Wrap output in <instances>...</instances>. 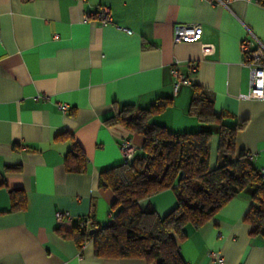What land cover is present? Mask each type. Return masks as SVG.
Wrapping results in <instances>:
<instances>
[{"label": "crops", "instance_id": "1", "mask_svg": "<svg viewBox=\"0 0 264 264\" xmlns=\"http://www.w3.org/2000/svg\"><path fill=\"white\" fill-rule=\"evenodd\" d=\"M96 5L109 8L111 24L83 21ZM177 24H199L201 38L175 41ZM247 28L264 43V6L255 0H233L228 8L207 0H0V264H147L98 258L91 242L78 246L63 235L90 211L97 228L110 220L114 196L99 185V173L123 162L122 139L139 150L143 141L104 122L124 104L146 108L169 99L147 123L169 132L211 131L213 168L221 163L219 127L187 115L192 86L199 85L217 115L231 116L223 122L244 123L235 146L255 154L251 164L264 175V101L247 98L249 72L239 52ZM173 69L190 84L174 90ZM74 143L86 157L83 172L65 168ZM10 189L19 190L20 207H11ZM253 191L245 187L203 224L185 225L179 252L186 264H264V236L250 235L244 221ZM176 202L167 189L140 206L163 216ZM57 211L72 217L63 230Z\"/></svg>", "mask_w": 264, "mask_h": 264}, {"label": "trees", "instance_id": "2", "mask_svg": "<svg viewBox=\"0 0 264 264\" xmlns=\"http://www.w3.org/2000/svg\"><path fill=\"white\" fill-rule=\"evenodd\" d=\"M264 6V0H255ZM187 115L201 123L219 127L217 154L221 160L209 167V130L169 132L165 127L149 124L153 115L170 104L157 99L146 108L132 104L120 106L106 117V124L119 123L141 134L143 141L131 161H123L99 173V185L113 193L110 220L89 234L78 228V219L64 232L80 246L91 242L98 258H141L147 264H186L179 252L187 224L207 221L245 187H253L251 205L244 216L250 235L264 236V175L251 164L247 153L235 146L237 131L243 122H223L227 114L217 115L211 95L199 85L192 86ZM66 134V133H65ZM60 134L56 138L64 137ZM86 157L77 144L65 155L67 172H83ZM4 181L0 180V185ZM173 190L177 202L159 216L151 205L140 202L149 195ZM19 190L10 189L11 207L20 205ZM63 224V223H62ZM62 224L58 229L63 230Z\"/></svg>", "mask_w": 264, "mask_h": 264}, {"label": "built area", "instance_id": "3", "mask_svg": "<svg viewBox=\"0 0 264 264\" xmlns=\"http://www.w3.org/2000/svg\"><path fill=\"white\" fill-rule=\"evenodd\" d=\"M215 5H220L228 8V5L233 0H207ZM83 21H95L102 27L112 23V17L109 8L105 5H96L92 10L82 14ZM247 35L239 41V52L241 55V65L249 72V89L247 98L264 101V43L255 37L247 28ZM130 33V31H127ZM202 28L199 24H177L173 29V37L175 41L193 42L201 38ZM189 73L195 72L197 62L195 60L186 63ZM173 74V89L176 90L180 85L190 84L189 79L180 74L176 69L172 70ZM59 109L62 113L66 112L67 106L59 104ZM119 151L123 161L128 162L133 159L139 148L132 144L128 139H122L119 144ZM255 154H247L251 160ZM259 171V170H258ZM260 174L261 171H259ZM92 210V209H91ZM110 215V213H109ZM55 219L58 225L65 221H71V215L66 211L55 212ZM94 220L91 211L84 217H79L78 228L84 231L91 229ZM209 255L215 259L218 254L210 252Z\"/></svg>", "mask_w": 264, "mask_h": 264}, {"label": "water", "instance_id": "4", "mask_svg": "<svg viewBox=\"0 0 264 264\" xmlns=\"http://www.w3.org/2000/svg\"><path fill=\"white\" fill-rule=\"evenodd\" d=\"M94 228H91L88 232H89V234H92L93 232H94Z\"/></svg>", "mask_w": 264, "mask_h": 264}]
</instances>
